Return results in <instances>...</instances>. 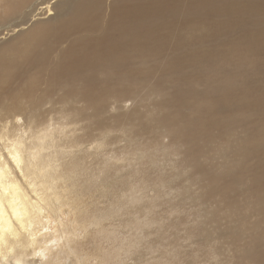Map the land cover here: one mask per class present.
I'll return each mask as SVG.
<instances>
[{
	"label": "rangeland",
	"instance_id": "rangeland-1",
	"mask_svg": "<svg viewBox=\"0 0 264 264\" xmlns=\"http://www.w3.org/2000/svg\"><path fill=\"white\" fill-rule=\"evenodd\" d=\"M246 6L250 10L238 23L226 13L211 15L208 37L198 31L188 44L172 37L144 51L142 72L123 79V88L84 100L61 83L47 91L41 75L32 95L22 97L36 117V135L48 133L49 151L65 153L58 163L67 184L58 191L72 193L62 196L61 208L71 250L52 241L50 257L56 262L246 264L235 258L233 241L223 230L234 226H228L232 204L257 222V231L264 227V191L253 186L264 171V146L257 145L264 140V45L243 38L250 30H264V2ZM52 15H36L34 22ZM229 18L233 22L227 25ZM13 35L0 32V52L13 43ZM66 47V42L56 46L50 58ZM207 104L214 110L202 123L199 110ZM165 115L170 122L154 119ZM237 144L251 145L242 169L223 174L219 189L202 198L193 162L207 164L206 177L214 179L236 158ZM209 213L216 215L213 220ZM60 230L52 229V237ZM254 231L239 234L235 245H249L259 233Z\"/></svg>",
	"mask_w": 264,
	"mask_h": 264
},
{
	"label": "bare ground",
	"instance_id": "bare-ground-1",
	"mask_svg": "<svg viewBox=\"0 0 264 264\" xmlns=\"http://www.w3.org/2000/svg\"><path fill=\"white\" fill-rule=\"evenodd\" d=\"M55 1L0 0V32L14 34L13 43L0 52V264H59L50 257L52 241L64 251L71 250L61 208L62 196L72 193L58 191L59 185L67 184L58 163L59 156L65 153L49 151L48 133L36 135V117L22 100L32 95L40 76L45 77L47 91L52 90L51 85L61 83L79 91V98L93 99L101 92L123 88L126 85L123 79L139 75L148 49L159 47L172 37L188 44L198 31L208 37L213 31H207L205 25L211 15L226 13L238 23L243 12L247 14L250 10L246 4L253 0ZM45 13L53 15L45 17L41 23L34 22L38 19L36 15ZM232 22L229 18L225 24ZM173 29L175 32L171 35ZM243 38L259 48L264 45V30H250ZM64 42L67 43L65 50L51 59L52 50ZM115 79L120 83L114 84ZM230 82L237 84L235 80ZM213 110L211 104L200 108L202 123L210 119ZM154 119L171 121L167 115ZM259 141L257 145L263 147L264 140ZM250 148L251 145L237 144L236 158L223 164L221 175L211 180L206 177L210 176V167L198 160L193 162V171L199 170L196 173L203 186L202 198L219 189L225 174L242 169V160L250 153ZM80 149H77V157L84 155ZM253 186L264 191V171L257 182L253 181ZM224 202L229 206V201L224 199ZM232 206L228 226H234L225 228L224 225L223 230L228 231L233 241L235 258L246 264L247 261L264 264V227L257 231V222L252 223L246 214ZM214 216L209 213L207 217L213 220ZM201 224L202 231L205 224L203 221ZM55 228L61 230L52 237ZM196 228L199 230V226ZM251 229L259 233L250 238L249 245L239 249L235 245L239 234ZM38 256L44 260H37Z\"/></svg>",
	"mask_w": 264,
	"mask_h": 264
}]
</instances>
